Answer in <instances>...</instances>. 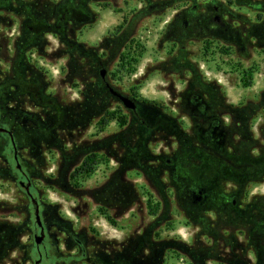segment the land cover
Segmentation results:
<instances>
[{"label": "rangeland", "instance_id": "obj_1", "mask_svg": "<svg viewBox=\"0 0 264 264\" xmlns=\"http://www.w3.org/2000/svg\"><path fill=\"white\" fill-rule=\"evenodd\" d=\"M0 76L60 264H264V0H0ZM6 166L0 264H31Z\"/></svg>", "mask_w": 264, "mask_h": 264}, {"label": "flooded vegetation", "instance_id": "obj_2", "mask_svg": "<svg viewBox=\"0 0 264 264\" xmlns=\"http://www.w3.org/2000/svg\"><path fill=\"white\" fill-rule=\"evenodd\" d=\"M214 21L222 24L219 17ZM9 83L0 76V158L7 164L6 178L24 189L29 199V220H31V243L23 246L24 256L28 253L31 264H60L61 259L48 243L49 227L53 226V212L50 206L41 201L35 191L31 174L25 167L21 149V138L26 139L25 128L29 120V112L18 101L10 103ZM55 258V259H54Z\"/></svg>", "mask_w": 264, "mask_h": 264}, {"label": "trees", "instance_id": "obj_3", "mask_svg": "<svg viewBox=\"0 0 264 264\" xmlns=\"http://www.w3.org/2000/svg\"><path fill=\"white\" fill-rule=\"evenodd\" d=\"M263 109L262 111H264V91H262L261 93V97L258 101H255L254 103L252 102L250 104V118L254 117L257 113H259V110ZM219 122V123H218ZM211 130V132H213L215 134V138L214 139H210L208 144H215V142L217 141H222V137L223 135H225V128L220 126V119H213V121L210 122V124L208 125V129L206 132L204 133H209ZM261 158H264V152L260 153L259 155ZM230 157V156H229ZM253 157L250 156V168L253 166H257V165H264V162L260 161L256 164ZM260 163V164H259ZM222 169H224V167L222 166ZM217 173H221V171H218ZM251 176V175H250ZM215 190V188L213 186L206 187V192L208 191H213ZM242 229V228H241Z\"/></svg>", "mask_w": 264, "mask_h": 264}, {"label": "water", "instance_id": "obj_4", "mask_svg": "<svg viewBox=\"0 0 264 264\" xmlns=\"http://www.w3.org/2000/svg\"><path fill=\"white\" fill-rule=\"evenodd\" d=\"M105 69H101L100 70V75L102 78L105 77ZM115 94L118 96V98L120 99V101L123 103V105L128 108V109H132L134 110L136 108V101L128 96H125L123 94L120 93H116Z\"/></svg>", "mask_w": 264, "mask_h": 264}]
</instances>
